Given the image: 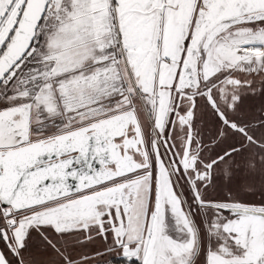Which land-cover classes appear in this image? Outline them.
I'll use <instances>...</instances> for the list:
<instances>
[{
    "label": "snow or ice",
    "instance_id": "snow-or-ice-1",
    "mask_svg": "<svg viewBox=\"0 0 264 264\" xmlns=\"http://www.w3.org/2000/svg\"><path fill=\"white\" fill-rule=\"evenodd\" d=\"M257 95L264 0H0V264H264Z\"/></svg>",
    "mask_w": 264,
    "mask_h": 264
},
{
    "label": "rangeland",
    "instance_id": "rangeland-1",
    "mask_svg": "<svg viewBox=\"0 0 264 264\" xmlns=\"http://www.w3.org/2000/svg\"><path fill=\"white\" fill-rule=\"evenodd\" d=\"M237 162L240 163L239 158L237 159ZM220 180L222 181V178H220ZM246 181V173L245 171L241 168V169H237L236 171V178L233 182V187L238 188L240 186L241 183H244ZM247 200L250 201H259L262 197H261V193L259 191V187H257V190L255 191L254 194L252 195H247L244 197Z\"/></svg>",
    "mask_w": 264,
    "mask_h": 264
},
{
    "label": "flooded vegetation",
    "instance_id": "flooded-vegetation-1",
    "mask_svg": "<svg viewBox=\"0 0 264 264\" xmlns=\"http://www.w3.org/2000/svg\"><path fill=\"white\" fill-rule=\"evenodd\" d=\"M261 106H264V96H249L244 100V108L247 111L258 112ZM217 182H221L220 178Z\"/></svg>",
    "mask_w": 264,
    "mask_h": 264
}]
</instances>
